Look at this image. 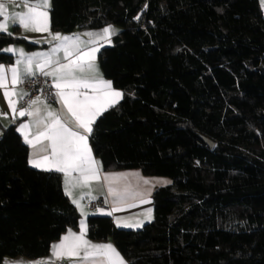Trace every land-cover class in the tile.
<instances>
[{"label": "trees", "instance_id": "1", "mask_svg": "<svg viewBox=\"0 0 264 264\" xmlns=\"http://www.w3.org/2000/svg\"><path fill=\"white\" fill-rule=\"evenodd\" d=\"M50 11L56 31L119 28L99 60L124 98L90 137L104 170L137 168L172 181L155 190L143 227L90 214L89 236L111 239L130 264H264L260 0H51ZM7 33L0 32V50L40 46ZM13 61L0 51V64ZM79 219L63 175L33 168L16 124L5 128L0 264L48 254Z\"/></svg>", "mask_w": 264, "mask_h": 264}, {"label": "snow or ice", "instance_id": "2", "mask_svg": "<svg viewBox=\"0 0 264 264\" xmlns=\"http://www.w3.org/2000/svg\"><path fill=\"white\" fill-rule=\"evenodd\" d=\"M27 8L26 12L17 13L11 17L5 16L4 23H0V32L7 33L8 23L16 24L25 31L48 33L51 40L57 41L49 52H35L28 54L23 48L10 46L0 51L13 53L18 55V59L10 67L11 71V89L9 88V80L7 72L9 69L5 65L0 64V89H3L6 103L8 104L13 120L19 117H34L32 121L20 123L16 128L25 144L29 145L33 150L37 149V145L42 141H49L50 144L43 146L39 152L47 153L39 155V152L33 151L29 163L32 167L43 171H56L65 175V193L72 196V189L81 185H88L90 181H99L101 179L102 163L94 158L92 148L89 144V138L94 131L93 125L108 111L109 108L115 107L120 100L124 98V93L113 88L111 80L103 79L102 76L93 80L81 79L76 76L77 70L83 72L86 68L95 72H99L96 64L99 47H87L88 45H96L98 40H104L111 43V37L118 35V29L113 25H107L99 32L73 33L72 35H62L61 33H52L50 31V13L48 9L51 7V0H24ZM0 4V9H3ZM147 7V5H145ZM3 16V11H0ZM140 20V16L134 17ZM11 35V33H7ZM87 36V41L81 40V36ZM28 39V37H24ZM39 43V41H35ZM81 45H84L82 50ZM63 51L64 59L67 63H61L59 59H54L55 55ZM75 56L74 59H69ZM24 64V75L34 77L37 71L45 77L52 78V87L56 90L54 95L58 98V102L67 108V112L74 118L75 129L69 127L65 123L61 115L56 111L49 110V106L45 103V114H41V109L34 107L41 101L40 96L31 99L27 107L17 108V105L24 96L29 95L27 92H18L16 86L23 83V79L19 72V65ZM54 65V67H53ZM50 70H46L49 69ZM91 88L93 94L88 95L81 89ZM7 113L0 111V116L7 117ZM33 128L37 129L33 134ZM198 163V162H197ZM72 172H79L80 179L73 182L69 179ZM113 175L124 174H104V179H109ZM145 183H149L145 181ZM161 184H171L170 180L158 181ZM109 193L114 197H123V193H118L115 189L109 188ZM93 199H96L93 197ZM74 204L84 213V207L79 200H73ZM147 202V201H142ZM107 203V200H105ZM120 211L119 207H113L110 211L105 208H97L92 215L102 214L112 216L114 212ZM147 219H152L151 209H148ZM87 215V214H85ZM117 227L125 228H141L144 221L128 222L122 221L120 218L115 220ZM86 222H80V231L73 232L71 229L64 235L59 243L53 244L52 255L55 259L64 257H79L81 250H84L83 260L90 258L103 257L107 264H127L116 247L112 244H94L87 238ZM5 264L9 262L5 261ZM18 264V262H17ZM50 264H55L52 260ZM97 264H104V260L97 261Z\"/></svg>", "mask_w": 264, "mask_h": 264}, {"label": "crops", "instance_id": "3", "mask_svg": "<svg viewBox=\"0 0 264 264\" xmlns=\"http://www.w3.org/2000/svg\"><path fill=\"white\" fill-rule=\"evenodd\" d=\"M261 7L264 12V0H260ZM0 4H2L4 7L3 9H0V11H3V16H0V23H4V17L8 16L11 17L17 13H22L26 12L27 8L24 5V0H0ZM51 8V7H50ZM50 13V31L52 33H61L62 35H72L73 33H84L88 31L92 32H99L101 28H94V29H85V30H75L73 32H63V31H56L53 30L52 25H51V11L48 9ZM113 25L116 29L119 30L117 26L114 24H109ZM107 26V25H106ZM7 32L14 33L16 36L19 37H28L26 39L27 41L38 44L40 46H37L33 49H28L24 44H11L7 46L6 48L10 46H14L16 48H23L24 51L28 54L35 53V52H49L51 48L55 46L57 41H52L49 43L48 41L51 40V36H49L48 33H40V32H32V31H25L22 27L13 24V23H8L7 25ZM114 36L111 37V42ZM90 38L87 36H81V40L87 41ZM35 41H39V43H36ZM111 44V43H110ZM104 40H98L96 45H88L87 47H99L100 50L99 52L96 53L97 60L96 64L98 65L99 72H95L89 69H85L83 72L77 70L75 75L80 77L81 79H86V80H93L96 78H99V76H102L103 79L109 80L105 75L104 72L101 68L100 60H99V54L100 51L103 47L110 45ZM5 48V49H6ZM82 50L84 49V45H81ZM13 54V53H10ZM14 55V61L13 62H7V63H2L5 65V67L8 70L7 76L9 80V88L11 89L13 86L11 85V71L10 67L14 64L15 60L18 59V55ZM75 56L70 57L69 59H74ZM54 59H59L61 63H67V60L64 59V53L63 51L58 52ZM24 64L19 65V72L21 74L22 78H25L27 76L24 75ZM54 67V65H53ZM46 70H50L46 69ZM37 73H39L37 71ZM113 88L122 91L119 88H116L113 86ZM16 90L18 92H26L24 89L19 87L18 85L16 86ZM82 92H87L88 95H92V89L87 88V89H81ZM4 90L0 89V111L7 113V117L0 116V137L2 136L4 129L10 126L11 124H16V128L20 123L24 122H29L34 119V117H19L17 116L15 120H13V114L11 113V110L8 107V104L6 103L4 94ZM123 92V91H122ZM26 96H24L23 99H21L17 105V108H24L28 106L29 102H25ZM41 97V96H40ZM35 98V97H34ZM32 98V99H34ZM121 101V100H120ZM45 103L49 106V110L56 111L58 114L61 115L62 120L68 124L69 127H72L74 130L75 129V123H74V118L71 117V114L67 112V108L64 107L61 103L58 102V98L56 102H48L45 100L43 97H41V101L38 102L34 107L40 108L41 109V114H45ZM33 134L37 131V129L33 128ZM21 135V134H20ZM22 136V135H21ZM23 138V137H22ZM49 141H42L41 144L37 145V149L33 150L32 148L29 147V160L32 156L33 151L39 152V149L43 146L49 145ZM89 144H90V138H89ZM29 146V145H28ZM91 146V144H90ZM92 148V147H91ZM93 152V149H92ZM47 153L39 152V155H45ZM94 158L98 161L101 162V159L97 157L94 152H93ZM102 163V162H101ZM30 164V163H29ZM103 166V165H102ZM34 168V167H33ZM37 169V168H36ZM40 170V169H39ZM109 173V174H124V175H113L110 176L109 179H104L103 176L104 174ZM63 175V186L65 190V175ZM70 180H72L74 183L79 181L80 179V173L79 172H72L71 176L69 177ZM162 180H170L168 177L164 176H151V175H145L140 169H124V170H112V171H106L102 167V172H101V179L99 181L92 180L89 182L88 185H81L78 187H75L72 189V196H69L70 199L73 201L79 200L80 204L83 205L84 207V213H81L80 209L77 207L79 213H80V219H79V224L77 227H69L67 230L61 235L60 238L56 239L55 241L52 242L51 246L53 244L59 243L64 235L68 233V230L71 229L73 232H79L80 231V222L84 220L86 222L87 226V236L86 238L91 241L94 244H112L116 247V249L119 251L121 256L124 258V260L127 262V264H130V262L125 258V256L122 254V252L119 250V248L115 245V243L111 240H96L93 239L89 236L88 234V216L95 212L97 208H105L106 210H111L113 207H119L120 211L114 212L112 215V218L115 222L116 218H120L122 221H128V222H136V221H144L143 225H145L149 220L147 219V214H148V209H151V216L153 218L154 215V199H153V194L155 190L162 185L158 183V181ZM145 181H148L149 183H145ZM115 189L118 193H123V197H114L109 193V188ZM95 197L96 199H102L105 203V200H107V203H105L101 207H96V208H88L86 206V202L88 200H95L93 199ZM142 201H147V202H142ZM87 214V215H85ZM151 221V220H150ZM131 229H138V228H131ZM84 255V250H81L80 256L79 257H64L62 259H55L52 255V248H50V251L48 254L38 257V258H28L23 255H18L15 257H6L1 264H5V261L9 262V264H50L52 260H55V264H97V261L99 260H104V264H107V261L103 257H96V258H90L89 260L85 261L82 259Z\"/></svg>", "mask_w": 264, "mask_h": 264}, {"label": "built area", "instance_id": "4", "mask_svg": "<svg viewBox=\"0 0 264 264\" xmlns=\"http://www.w3.org/2000/svg\"><path fill=\"white\" fill-rule=\"evenodd\" d=\"M23 83H20L18 86L24 89L29 95H26L24 101L27 103L32 98L36 96H41L48 102H56L57 97L54 95L56 91L52 85V78L45 77L40 73H37L34 77H25L22 78ZM105 203L102 199L88 200L86 206L88 208L101 207Z\"/></svg>", "mask_w": 264, "mask_h": 264}, {"label": "water", "instance_id": "5", "mask_svg": "<svg viewBox=\"0 0 264 264\" xmlns=\"http://www.w3.org/2000/svg\"><path fill=\"white\" fill-rule=\"evenodd\" d=\"M211 146H214V143L213 142H211L210 140H206Z\"/></svg>", "mask_w": 264, "mask_h": 264}]
</instances>
